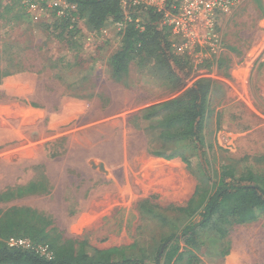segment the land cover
I'll list each match as a JSON object with an SVG mask.
<instances>
[{
	"label": "rangeland",
	"instance_id": "374dc122",
	"mask_svg": "<svg viewBox=\"0 0 264 264\" xmlns=\"http://www.w3.org/2000/svg\"><path fill=\"white\" fill-rule=\"evenodd\" d=\"M18 2H0V231L13 228L6 219L42 230L43 243L28 240L49 259L73 239L108 261L150 263L176 233L180 258L168 264H264V209L225 235L197 229L194 247L181 236L200 220L222 165L264 173V0L241 1L219 19V44L185 59L186 88L212 85L206 173L192 140L160 138L161 115L143 120L181 93L167 70L146 58L113 77L124 25L93 31L68 12L66 26L49 8L33 21Z\"/></svg>",
	"mask_w": 264,
	"mask_h": 264
},
{
	"label": "trees",
	"instance_id": "16d2710c",
	"mask_svg": "<svg viewBox=\"0 0 264 264\" xmlns=\"http://www.w3.org/2000/svg\"><path fill=\"white\" fill-rule=\"evenodd\" d=\"M64 1L74 6L75 12L72 15L83 20L93 31L99 30L108 20L125 26L122 32V46L110 60L113 77L118 79L126 74L129 64L134 60L141 62L146 58H154L159 66L167 70V76L174 80L176 91L181 93L175 98L147 108L143 120L150 121L161 115L156 125L160 138L165 141L179 138L192 140L200 165L206 173L203 130L209 110L212 85L209 80L199 79L186 88L187 75L182 74L187 66L185 59L188 58L173 52L169 40V28L162 24L161 15L152 10L139 9L129 10L125 14L120 9L118 0ZM69 19L65 16L62 22L68 26ZM137 20L141 22L142 31L137 28ZM68 36L69 33L66 34V38ZM219 170L220 177L215 193L208 200L200 220L181 230L184 243L188 246L194 247L199 244L197 229L216 228L219 234L225 235L227 227L249 223L260 210L264 209V173H254L249 170L239 172L228 165H222ZM140 211L154 218H161L160 214L151 210L146 203L140 205ZM6 227L11 230L0 231V264H168L175 257L176 260L180 258L176 233H173L158 246L150 263L137 258L108 261L102 257L104 253L88 249L85 242L73 239L65 241L66 246L54 249V258L47 260L29 251L9 248L2 241L3 238L7 240L26 238L33 243H43L38 236L42 230L39 231L28 223L12 224L9 219H6ZM88 251L93 252V255L90 256ZM190 261L193 262L194 259L190 257Z\"/></svg>",
	"mask_w": 264,
	"mask_h": 264
},
{
	"label": "built area",
	"instance_id": "2783aa9c",
	"mask_svg": "<svg viewBox=\"0 0 264 264\" xmlns=\"http://www.w3.org/2000/svg\"><path fill=\"white\" fill-rule=\"evenodd\" d=\"M33 21H39L42 14L53 9L57 17H65L75 8L64 0L40 3L37 0H20ZM243 0H118L120 9L126 14L133 9L152 10L161 15L162 24L169 28L172 49L181 56L196 58L205 46L214 48L219 44L217 29L219 19L229 14ZM71 16V15H70ZM71 21L78 17L71 16ZM137 28L143 27L139 20ZM123 25L121 23H116ZM7 246L32 252L50 260L41 247H34L26 238H10Z\"/></svg>",
	"mask_w": 264,
	"mask_h": 264
}]
</instances>
